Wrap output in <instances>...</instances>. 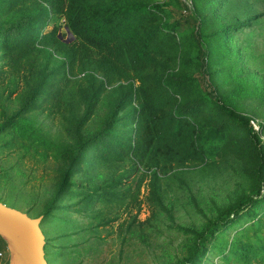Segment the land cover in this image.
<instances>
[{
  "label": "trees",
  "instance_id": "trees-1",
  "mask_svg": "<svg viewBox=\"0 0 264 264\" xmlns=\"http://www.w3.org/2000/svg\"><path fill=\"white\" fill-rule=\"evenodd\" d=\"M191 1L187 7L181 0H0V76L19 104L0 123V136L40 140L34 119L44 109L71 127L69 140L56 147L61 163L38 214L43 221L129 193L133 180L96 183L92 166L120 163L126 179L138 174L137 192L145 177L154 192L160 173L178 178L184 167L203 169L213 157L229 161L241 191L199 226H179L183 255L170 264H199L209 241L215 249L227 243L218 229L242 216L264 223V120L255 129L248 112L259 109L242 103L254 95L264 108V87L251 89L226 63L235 53L231 32L257 15L244 0ZM240 3L249 10L239 11ZM181 7L183 19H172L169 8ZM59 20L73 37L69 43L58 35ZM104 188L111 190L98 192ZM46 237L52 264L57 251L50 250L53 236ZM236 251L249 260L254 248L235 242L227 252Z\"/></svg>",
  "mask_w": 264,
  "mask_h": 264
},
{
  "label": "rangeland",
  "instance_id": "rangeland-1",
  "mask_svg": "<svg viewBox=\"0 0 264 264\" xmlns=\"http://www.w3.org/2000/svg\"><path fill=\"white\" fill-rule=\"evenodd\" d=\"M187 7L191 0H181ZM250 7V26L241 31L231 32L229 46L234 47V54L226 58V63L233 65L251 89L255 85L264 87V0H244ZM240 3L239 11L249 8ZM223 6L221 15H225ZM172 9V19H183L184 8ZM227 17H230L227 15ZM58 35L64 42H71L73 37L65 27L63 20L58 21ZM11 86L6 75L0 76V123L4 117L18 108L15 95L8 97ZM15 96V97H14ZM255 106L257 113L248 112L250 123L258 129L263 109L256 96H248L242 102ZM34 124L41 129L42 138L29 141L6 133L0 136V201L7 206L26 212L36 217L53 190L60 166L59 143L67 142L71 127L57 114L48 110H37ZM264 140V133L261 135ZM60 147V146H59ZM208 166H186L184 174L168 179L160 173L154 192L149 190L150 177H145L137 192L138 174L132 173L128 179L122 176L127 166L120 163L92 166L91 176L96 183L108 184L113 181L131 182L129 193L118 194L110 202L98 201L80 212L70 207L65 212H55L52 221H42L41 229L49 239L51 251H57L51 257L52 264H170L183 255L182 243L185 239L183 230L199 226L211 216L210 211L216 205L226 201L241 191V178L232 173L229 161L210 157ZM179 169V168H178ZM151 171L147 172L149 175ZM81 181V178L74 177ZM86 181L84 184H87ZM111 190L104 188L101 191ZM124 190L119 186L118 191ZM170 210L171 218L160 207V203ZM71 205L65 199L62 204ZM259 216V215H258ZM264 220V219H263ZM220 227L219 238L227 241L219 249L208 243V253L199 264H264V223L257 222V217L242 216L230 227ZM215 231V234H218ZM46 237V238H47ZM210 237H208L209 239ZM235 242L243 247L254 248L249 260L242 251L228 254ZM255 253V255H254ZM9 253L6 243L0 238V264H8Z\"/></svg>",
  "mask_w": 264,
  "mask_h": 264
},
{
  "label": "water",
  "instance_id": "water-1",
  "mask_svg": "<svg viewBox=\"0 0 264 264\" xmlns=\"http://www.w3.org/2000/svg\"><path fill=\"white\" fill-rule=\"evenodd\" d=\"M42 221L41 215L31 217L0 201V238L6 243L8 264H48Z\"/></svg>",
  "mask_w": 264,
  "mask_h": 264
}]
</instances>
